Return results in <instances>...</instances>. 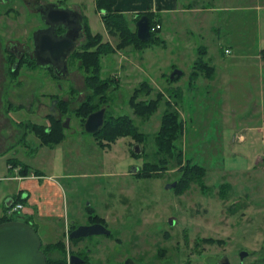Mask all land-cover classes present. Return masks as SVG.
<instances>
[{
	"label": "rangeland",
	"instance_id": "rangeland-1",
	"mask_svg": "<svg viewBox=\"0 0 264 264\" xmlns=\"http://www.w3.org/2000/svg\"><path fill=\"white\" fill-rule=\"evenodd\" d=\"M42 1H59L70 8L78 3L93 33H102L104 41L114 46L120 41L106 29L95 0L6 4L0 0V131L3 135L15 132L14 141L9 142L12 147L1 155L0 199L4 185H11L12 192L21 186L18 180H8L13 172L6 168L8 157L17 156L21 165L30 168L29 176H46L26 181L29 197L23 201L21 217L37 209L30 204V196L37 198L41 208L45 204L62 209V216L44 214L33 220L42 245H65L66 254L48 249L52 258L69 256L73 251L68 249L70 225L85 224L91 215L112 230L109 237L100 235L96 240L103 247L97 254L117 256L122 248L125 256L148 264L155 258H167L172 264H218L224 256L240 264V252L247 250L243 264H264V58L252 55L264 48V0L215 3L231 8L215 12L216 21L220 19L216 33L222 37L218 53L213 50L206 55L207 49L201 47L195 54L176 58L181 40L168 39L165 47L159 36L163 27L140 48L130 44L103 55L101 75L117 84L108 89L105 104L98 97L91 103L98 106L95 110L106 107L107 119L128 116L139 133V138L126 134L114 140L85 131L84 116L78 112L92 93L85 80L87 71L72 54L86 42L85 31L69 56L67 77L57 78L52 69L30 64L31 56L24 57L18 71H12L16 62L13 66L15 58L7 44H32L34 32L43 25L37 8ZM247 4L251 7L246 8ZM10 16L14 22L8 24ZM171 55L173 63L166 62ZM200 58L213 70L199 69ZM176 65L184 73L171 79ZM207 85L219 88L218 93ZM136 90V101H157L152 113L138 115L131 103ZM53 98L64 102L65 112L57 115L64 136L57 143L45 144L31 130V123L50 125L48 114L58 103L52 111ZM173 111L184 121V128L168 150L160 147L158 136L164 115ZM66 121L68 126H64ZM136 143L139 154L132 150ZM186 165L204 170L185 175ZM134 166L139 167L137 173L131 172ZM185 176L183 188H167ZM52 185L62 187V192H52Z\"/></svg>",
	"mask_w": 264,
	"mask_h": 264
},
{
	"label": "trees",
	"instance_id": "trees-1",
	"mask_svg": "<svg viewBox=\"0 0 264 264\" xmlns=\"http://www.w3.org/2000/svg\"><path fill=\"white\" fill-rule=\"evenodd\" d=\"M117 0H96V8L97 10L102 13L101 18L105 24L106 29L110 34L117 35L120 37V41L117 45H113L110 40L104 41V35L100 32L93 33L91 30L88 21L85 20V35H86V42L82 45V49L74 51L72 54L73 56H76L81 60V67L84 68L85 71H87L86 76V83L90 90L92 91L90 97L88 100L83 102L81 104V107L79 109V113L84 116V122L87 118V116L95 111L98 106L91 103L92 98L98 97V100L102 102V104H105L107 101V91L112 86L117 84L116 80L112 77H102L101 71H102V62L101 58L105 54H109L112 52H115L117 49H124V47L133 44L135 47H142L145 44H148L150 41L156 38L157 31L151 30V39L149 41H141L137 36V20L142 15H147L150 20V25L153 27L155 25L154 18L151 13L145 12V13H138L135 15V17H128L125 13L117 10L116 7ZM134 23V28H132L131 24ZM15 58V56H13ZM16 58L13 60V66L16 62ZM25 62V59L22 58L21 60H18L17 67L13 68L12 71L16 72L19 70V67L21 66V63ZM31 63H35L36 66L38 65L36 63V60L33 58ZM39 66V65H38ZM197 67L199 69H207L208 72L212 71L213 67L209 65L206 60L200 58L197 62ZM195 74V72L193 73ZM181 76V75H180ZM180 76L175 77L174 79L180 78ZM141 85H147L146 82L141 83ZM142 87V86H141ZM141 87L138 89L140 90ZM149 87V85H147ZM150 89V87H149ZM136 90L135 94L132 97V105L135 107L136 112L139 114H148L152 113L156 107H157V101L156 100H135V96L139 93V91ZM58 99V98H57ZM64 102L58 99L57 103V109L60 111V114L65 112V108L61 105H63ZM22 107V106H21ZM107 110V109H106ZM48 117L50 119V125L45 126L43 124H36L31 123V130L33 129L34 132L40 137L41 142L48 144V143H57L60 141L64 136V129L62 124V119L60 116H54L53 114H48ZM84 126V123H83ZM184 128V121L178 117L177 112H169L164 115L162 120V129L160 131V134L158 136L159 139V145L161 148H166L168 150L171 149V142L172 139L177 138L179 134L182 133V130ZM136 126L134 125L132 119H130L128 116H121L117 118H110L107 119L105 117V123L103 127L101 128L100 132L93 133L95 135H102L104 138L108 140H114L120 135H132L135 137H138V131L136 130ZM180 157V163L182 160V152L179 153ZM12 163V166L18 165L19 161L18 159H9V163ZM156 166L152 165V169H154ZM183 169L185 170V175H187L188 172L192 170H198L202 171L204 170L202 166H190L188 165L184 166ZM30 170V168L27 165H21V172L23 174H27V172ZM39 171H35V173H38ZM40 174V173H38ZM28 175V174H27ZM187 183V178L182 177L179 179L177 185L175 188L178 190L180 188H183ZM29 197H22V191L19 192L17 196H15L11 203L15 204L18 202H22L26 200ZM8 206L5 207L4 213L0 216V222L10 221L11 220H22L30 223L36 230L38 228L33 223L32 216L28 217H21L20 212H16L14 214L9 215L8 212ZM88 212H92L93 209L91 205H88L87 208ZM91 217L90 221H99L100 219L97 218V216H89ZM76 227V224L72 223L70 225V230L72 228ZM112 233V232H111ZM206 242H214V238H205ZM59 249L62 251V253L66 254V247L63 243H54V244H46L42 245V249L47 254L48 257V264H66V256L64 258H52L50 257V249ZM64 254V255H65Z\"/></svg>",
	"mask_w": 264,
	"mask_h": 264
},
{
	"label": "water",
	"instance_id": "water-1",
	"mask_svg": "<svg viewBox=\"0 0 264 264\" xmlns=\"http://www.w3.org/2000/svg\"><path fill=\"white\" fill-rule=\"evenodd\" d=\"M38 10L42 14V20L47 27L37 29L33 34L34 57L36 63L42 67L62 66L63 73L69 71L68 58L77 47V38L83 36L85 18L81 12L59 3H45L38 5ZM137 36L141 41L151 39V25L147 15H142L136 22ZM70 26H75L74 31H70ZM67 29L64 34H58L57 29ZM81 30V32H80ZM62 64V65H61ZM17 63L14 68L17 67ZM58 73V72H57ZM183 74L179 68L171 72V79ZM58 99L55 98L51 109L53 110ZM106 107L91 112L85 122L84 129L88 133H98L105 123ZM64 126H68L67 121ZM132 150L139 154L140 146L134 144ZM139 167L134 166L131 172L137 173ZM178 181L168 183L167 188H173ZM170 223H174L171 219ZM112 230L102 223L80 224L73 229L69 237L79 238L83 236L111 234ZM249 254V251L240 252L241 259ZM76 255L72 256L73 262H77ZM0 264H48L47 254L42 249V239L30 223L22 220H11L0 222ZM220 264H232L226 257Z\"/></svg>",
	"mask_w": 264,
	"mask_h": 264
},
{
	"label": "crops",
	"instance_id": "crops-1",
	"mask_svg": "<svg viewBox=\"0 0 264 264\" xmlns=\"http://www.w3.org/2000/svg\"><path fill=\"white\" fill-rule=\"evenodd\" d=\"M13 1L14 0H2V3L4 4L8 2L13 3ZM217 1H221V0H117L115 8L125 13L130 18L135 17V15L138 13H145V12L151 13L154 18L155 24L158 23L161 25L158 31L157 30L156 31L160 32L162 31L163 27H165L163 35H159L161 39L165 41V47H167L168 39H171L172 42H175V37L181 40L179 41L180 48H178L177 50L178 54L176 56V58H179V55L181 54L182 57H186V55L189 56L191 54H195V52L197 53V50L201 47L207 49L206 55L208 54L210 55L211 51L213 50L218 53L219 48L217 47H219L218 45L222 37L221 35L216 33L217 30L219 31L220 29V27L218 26L220 19L216 21L215 12L221 9L230 10L231 8L230 6H228V4L217 6L215 4ZM42 2L43 4L50 3L44 1ZM55 3L62 4L59 1ZM245 7L249 8L251 7V5L247 4ZM72 8L78 10L79 12H81V14L84 13L83 8L78 3H75ZM14 11H15L14 9H11V14H13ZM98 13L100 14L99 11ZM83 16L85 20H87L85 14H83ZM11 19L12 18L10 16L9 20ZM13 20L14 19H12L8 24L13 23L14 22ZM83 35H84V30H83ZM13 44L16 43H14V41L8 42L7 44L8 53H11V49H12L11 46ZM227 50L229 49L226 48L225 51ZM169 52L172 53V55H174L173 49L169 50ZM172 55L169 59L165 58L166 59L165 61L173 63L175 56L172 57ZM252 55H254L255 57L257 56L258 58H264V48L260 49L256 55L255 54ZM175 68H178L177 65ZM197 86L200 87V85ZM207 87L213 90L214 93H218L219 91V88H217L214 85H207ZM0 99H1V95H0ZM14 133H15L14 130H9V133L7 135H3L0 131L1 161L3 160L2 156H4L5 151H7L9 148L12 147V145H10L11 143L9 142L11 140L14 141V137H15ZM241 140L243 141L245 140V138L243 137V139ZM10 158L18 159L19 157L17 156L8 157V159ZM18 163H19L18 165L12 166V163H8V161H6L7 171L13 172V175L8 176V180H18L20 181L21 186L20 185L18 186L16 192H12L13 188L11 185L9 184L4 185L5 188L2 191V198L0 199V216L4 213L5 207L11 204L13 198L17 196L20 191H22V197H27L29 195L28 193L29 189L26 187V181L28 180V178L43 180V178L46 177L45 175L44 176L23 175L20 168L21 162L19 161ZM52 186H53V188L51 189L52 192L56 193L57 195H59L60 192H62V187L60 188V186L58 185L57 186L52 185ZM36 199L37 198H35L34 196L33 198L32 196H30L29 198L30 204H34L35 206H37V209L29 215L32 216L34 220L43 216L44 214L45 215L55 214L62 216L63 214L62 209L59 206L54 208L53 206L51 207L50 205L44 204L43 207L41 208V204H39L36 201ZM40 202L45 203L42 201ZM3 206L5 207L3 208Z\"/></svg>",
	"mask_w": 264,
	"mask_h": 264
},
{
	"label": "flooded vegetation",
	"instance_id": "flooded-vegetation-1",
	"mask_svg": "<svg viewBox=\"0 0 264 264\" xmlns=\"http://www.w3.org/2000/svg\"><path fill=\"white\" fill-rule=\"evenodd\" d=\"M42 23H43V25H41V28L47 27V25L44 24L43 21H42ZM74 28H77V27L70 26V31H74ZM66 31H67V29H63L61 27L59 29H57L58 34H64ZM80 32H81V30H80ZM79 38H77L78 41H79ZM31 40H32V44L29 46L24 45V44L20 45L17 43L13 44L11 46L12 49H11V53H9V54L12 56H15V58L17 60L16 63L18 62V60H21L22 58H24L26 56H29V57L31 56L32 59L33 58L35 59V57L33 56L34 55V43H33V39H31ZM61 67L62 66L57 67L58 73L55 71L54 67H47V69H52L53 73L57 76V78L58 77L59 78L67 77L69 74V71H68V73L64 74L63 68H61ZM44 68H46V67H44ZM50 109H51V107H50ZM50 114L57 116L60 114V111L56 107V108H54L53 112H50ZM170 220H169V222H170ZM97 222L105 225V223H103L101 221H88L85 224H92V223H97ZM78 225H80V224H76V227ZM76 227L69 230V234ZM100 235H104L106 237H109L108 235H110V234H108V235H105V234L91 235V237L90 236H83V237H79L78 239L69 237L70 246L68 249H69V252L71 249L73 251L69 253L68 257H66V264H148L147 262L144 263V261H142L139 258L131 257V256H125V253H123L122 248H121V250H119L120 252H118L117 256H115L113 254V252H112V256H105L103 253L97 254V251H98L97 249L103 248L102 246L99 245L100 242H96V240L100 239V238H98ZM114 249L115 248L113 247L112 250L114 251ZM73 255L77 256L75 258V260L76 259L78 260L77 262H73V260H72ZM226 257L227 256H224V259ZM223 260H221L218 264H220ZM153 264H172V262H169L167 258L164 259V261L160 260V259L158 260L155 258V261ZM240 264H243V259H241Z\"/></svg>",
	"mask_w": 264,
	"mask_h": 264
},
{
	"label": "built area",
	"instance_id": "built-area-1",
	"mask_svg": "<svg viewBox=\"0 0 264 264\" xmlns=\"http://www.w3.org/2000/svg\"><path fill=\"white\" fill-rule=\"evenodd\" d=\"M160 27H161V25L157 23L153 27H151V30L156 31ZM24 207H25V205L22 202H18V203H15V204L11 203V204L8 205L7 212H8V214L11 215V214H14L16 212H20L21 210H23Z\"/></svg>",
	"mask_w": 264,
	"mask_h": 264
},
{
	"label": "bare ground",
	"instance_id": "bare-ground-1",
	"mask_svg": "<svg viewBox=\"0 0 264 264\" xmlns=\"http://www.w3.org/2000/svg\"><path fill=\"white\" fill-rule=\"evenodd\" d=\"M43 4V3H42Z\"/></svg>",
	"mask_w": 264,
	"mask_h": 264
}]
</instances>
